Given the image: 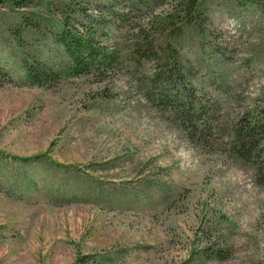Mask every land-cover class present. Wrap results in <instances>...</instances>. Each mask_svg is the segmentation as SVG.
Masks as SVG:
<instances>
[{"label":"rangeland","instance_id":"374dc122","mask_svg":"<svg viewBox=\"0 0 264 264\" xmlns=\"http://www.w3.org/2000/svg\"><path fill=\"white\" fill-rule=\"evenodd\" d=\"M46 2L0 1V264H264V137L246 163L228 153L236 122L264 110V0H196L188 21L182 0ZM63 3L121 52L113 70L70 73ZM148 21L179 35L214 122L203 145L144 98L153 63L126 50ZM33 60L59 79L31 85Z\"/></svg>","mask_w":264,"mask_h":264},{"label":"trees","instance_id":"16d2710c","mask_svg":"<svg viewBox=\"0 0 264 264\" xmlns=\"http://www.w3.org/2000/svg\"><path fill=\"white\" fill-rule=\"evenodd\" d=\"M3 1V0H0ZM17 8H26L30 2L41 1L45 6H49L46 0H4ZM141 6H148L150 0H136ZM183 18L188 21L195 11L196 0H182ZM46 2V3H45ZM60 11L62 29L57 42L62 45L63 50L71 61L70 73L72 75H104L117 66L120 59V51L107 50L100 46L91 35V31H78L73 28V15L71 7L63 3ZM127 13L117 14L121 21H126L128 14L132 11L128 8ZM170 16V15H168ZM163 21H166L163 18ZM165 24V23H161ZM189 23V22H188ZM149 21L145 26L137 27V34L126 52L130 59L137 65L142 61L153 63V73L143 80L144 98L157 110L167 113L174 120L177 127L185 131L188 139L195 145H203L202 142L211 137L213 120L208 118L207 104L200 96H197L189 84H185L182 77V67L178 61V53L175 46V39L179 37L177 33L166 32L169 29L165 26L160 30L152 32ZM159 35L160 37H153ZM25 78L31 85L44 87L59 79V74L50 66L39 60L24 63ZM0 77L9 83L6 70L0 66ZM261 136L264 137V110L251 121L247 118L239 119L231 131L228 144V153L234 159H240L246 163L250 158H257L260 151ZM261 177L262 173H260ZM264 179V178H263ZM222 252L217 254L218 259H223ZM77 263L86 264L83 258Z\"/></svg>","mask_w":264,"mask_h":264}]
</instances>
